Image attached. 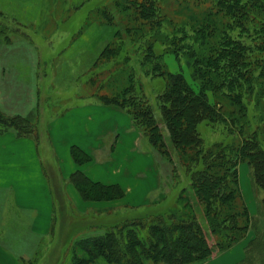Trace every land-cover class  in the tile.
I'll return each mask as SVG.
<instances>
[{
    "label": "trees",
    "instance_id": "obj_1",
    "mask_svg": "<svg viewBox=\"0 0 264 264\" xmlns=\"http://www.w3.org/2000/svg\"><path fill=\"white\" fill-rule=\"evenodd\" d=\"M90 14L101 28L90 44L94 53L88 48L94 55L87 73L92 95L123 108L166 160L175 185H182L164 210L117 218L112 212L119 207L113 206L80 215L71 209L64 182L89 202L121 199L123 189L81 171L66 180L59 169H45L59 236L64 225L65 242L91 230L77 238L70 264H203L249 232L254 236L236 264H264V232L249 212L238 172L247 162L253 183L264 189V0H95ZM12 17L0 7L5 43L10 31L22 27ZM80 37L77 32L71 41L86 42ZM169 54L188 73L171 72ZM143 74L163 79L156 92L160 119L141 83ZM39 116H9L0 109V134L34 139ZM72 155L78 164L90 159L76 146ZM258 213L264 218V198Z\"/></svg>",
    "mask_w": 264,
    "mask_h": 264
},
{
    "label": "rangeland",
    "instance_id": "obj_2",
    "mask_svg": "<svg viewBox=\"0 0 264 264\" xmlns=\"http://www.w3.org/2000/svg\"><path fill=\"white\" fill-rule=\"evenodd\" d=\"M82 1H85L84 5L81 4ZM94 1L0 0V7L12 14V18L17 19L22 26L20 32L17 30L10 31V34L13 33L10 43L0 40V50L3 49V53L0 54V69L3 72L2 74L0 71V79L2 77L9 79L10 75L13 74V79H19L18 84L20 86L22 84L28 86L32 83L33 87L38 89L36 94L38 100L35 107L31 109L32 111L30 110V114L36 113V111L40 112L37 120L40 131L34 139L30 136L27 138L33 139L36 144L45 177V169L52 174L54 170L57 172L61 166V158H57L55 154L50 133L52 122L79 106L81 108L88 103L104 104L92 95L90 79L87 78V73L94 61L92 60L94 55L89 53L88 48L91 47L90 44L97 42L95 34L99 36L101 32V28L96 26L95 17L90 14V8H92ZM89 19L92 22L88 23V26L82 30ZM13 28L11 27V29ZM77 32L81 33V37L78 39H85L86 42L74 43L71 41ZM90 39L92 42L88 41ZM91 48L92 53H94L93 47ZM165 59L171 72L188 73L187 65L176 60L173 54L167 55ZM106 73L109 74L107 71ZM99 75V78L95 75L96 79H103V76ZM23 79L34 80L25 84ZM141 83L152 100L151 104L160 119L161 114L156 100V92L162 87L163 79L146 77L143 74ZM17 95L19 100L22 99V96ZM87 95L90 96L86 97ZM250 112L253 114L254 109L252 108ZM129 117L131 118L130 115ZM215 138L216 135L210 137V139ZM37 142H39L38 147ZM136 145L132 149L134 156L143 158L151 155L152 157V161L146 165L144 162L143 165L138 166V169H143V173L148 174L149 178L156 177L155 175L158 174L159 182L157 181L156 185H152L142 194H137L136 190L130 193L129 202L117 206L119 208L116 207L117 209L112 212L113 216L117 218L120 215L128 214L127 217H131L138 213L147 214L168 208L173 204L181 188L180 185H182H175V180L169 175L166 160L149 144L145 136ZM107 154L105 152L104 156ZM238 172L243 198L247 203L249 212L256 219L258 229L264 232V218L258 213L264 198V189L258 188L253 183L251 167L247 162H241L238 165ZM53 176L55 175L53 174ZM53 176L51 178L55 179ZM64 183L67 185V182ZM50 197L53 206L51 214L54 215L55 205L51 191ZM70 198L72 211L75 208L73 212H78L77 214L80 215L89 213L91 209L109 208L105 202L95 204V202L84 199L83 201L78 197L80 202L77 203L75 197L71 196ZM82 202L87 203L85 209L81 208ZM10 206V204L6 206L4 201L0 203V241L8 244L9 249H12L14 255L17 256V261L4 259L0 264H70L74 258L75 248L73 246H75L77 238L79 235L91 231L90 229L83 230L84 232L79 233L71 240H67V243L63 235L68 233L69 228L64 225L65 234H62L63 232L60 230L61 236H59V229L53 227L54 218L52 217L51 227L48 231L44 230V232L40 231L33 234L26 227L30 217L14 210L9 211ZM68 220L71 221L70 216ZM62 226L63 224L60 226L61 229ZM253 236L254 233L249 232L240 243L227 252L218 255L216 261L213 258L203 264L212 261L214 262L211 264L238 263L245 256V246ZM77 254L81 256L83 253L77 250Z\"/></svg>",
    "mask_w": 264,
    "mask_h": 264
},
{
    "label": "crops",
    "instance_id": "obj_3",
    "mask_svg": "<svg viewBox=\"0 0 264 264\" xmlns=\"http://www.w3.org/2000/svg\"><path fill=\"white\" fill-rule=\"evenodd\" d=\"M18 80L13 79V74L9 79H0V109L9 116L29 115L38 100V89L32 83L20 86ZM32 80L23 79L25 84ZM17 94L22 99L19 100ZM50 133L55 154L61 158L59 170L66 180L74 172L81 171L94 182L118 185L123 189L124 197L105 202L108 207L123 205L129 202L130 193L136 190L137 194H142L159 182L158 174L149 178L143 169H138L144 162L146 165L152 161L151 155L142 158L132 153L144 134L129 114L115 104L88 103L72 109L52 122ZM74 146L88 154L89 161L78 164L72 155ZM105 152L108 153L106 156ZM66 189L77 203L80 202L78 197L83 200L71 182H67ZM3 201L6 206L11 205L9 211L30 217L26 226L30 233L48 231L51 227L53 206L50 188L36 144L33 139L19 138L12 132L0 134V203ZM85 204L81 203L82 209L86 208ZM7 245L0 241V262L4 259L17 261V256Z\"/></svg>",
    "mask_w": 264,
    "mask_h": 264
}]
</instances>
